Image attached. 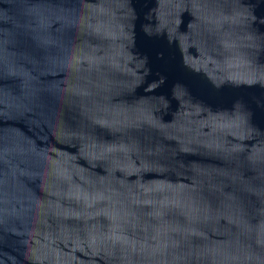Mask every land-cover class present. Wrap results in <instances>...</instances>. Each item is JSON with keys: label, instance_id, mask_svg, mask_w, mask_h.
Returning a JSON list of instances; mask_svg holds the SVG:
<instances>
[{"label": "water", "instance_id": "95a60500", "mask_svg": "<svg viewBox=\"0 0 264 264\" xmlns=\"http://www.w3.org/2000/svg\"><path fill=\"white\" fill-rule=\"evenodd\" d=\"M0 264H264V0H0Z\"/></svg>", "mask_w": 264, "mask_h": 264}]
</instances>
